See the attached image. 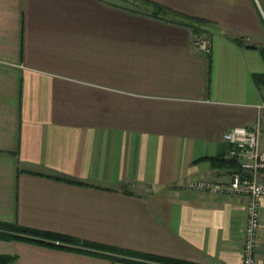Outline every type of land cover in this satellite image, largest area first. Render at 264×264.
<instances>
[{
	"label": "crops",
	"instance_id": "crops-1",
	"mask_svg": "<svg viewBox=\"0 0 264 264\" xmlns=\"http://www.w3.org/2000/svg\"><path fill=\"white\" fill-rule=\"evenodd\" d=\"M151 1L178 16L152 14L147 0H0V221L241 264L248 195L191 183L229 179V164L214 159L223 133L251 125L264 100V0ZM199 34L210 52L194 44ZM75 245L0 236V255L161 264Z\"/></svg>",
	"mask_w": 264,
	"mask_h": 264
},
{
	"label": "built area",
	"instance_id": "built-area-1",
	"mask_svg": "<svg viewBox=\"0 0 264 264\" xmlns=\"http://www.w3.org/2000/svg\"><path fill=\"white\" fill-rule=\"evenodd\" d=\"M194 44L205 52H210L212 48L210 38L202 34L196 36ZM256 109V118L251 125H233L223 133L226 145L222 157L229 164V179L222 182L205 176L191 183L198 190L248 195L241 264L256 262L255 252L264 208V100L256 104ZM54 242L65 243L60 239Z\"/></svg>",
	"mask_w": 264,
	"mask_h": 264
},
{
	"label": "trees",
	"instance_id": "trees-1",
	"mask_svg": "<svg viewBox=\"0 0 264 264\" xmlns=\"http://www.w3.org/2000/svg\"><path fill=\"white\" fill-rule=\"evenodd\" d=\"M147 1L152 5L153 10L151 13L154 15L159 16L160 13L165 14L169 12H172V13L176 12L174 9L168 6H165L161 3H158L156 1H151V0H147ZM192 18H195V17H192ZM261 50H262V54L264 57V47H262ZM256 78L264 82V73L257 75ZM214 159L219 160L224 164L228 163L222 156L215 157ZM232 165H235V163H232ZM69 180H72V179H69ZM9 231H16V233L13 235H10L9 233H7ZM0 236L5 237V238L15 237V238H23V239H39V240H44V241L50 242L55 245H60V246H68V245H71V243H75L76 247L87 245V246H92L95 248H100L102 250L117 251V252H122V253L133 254L140 258L153 260L161 264H200V263H196V262H192L186 259H181V258H176V257H169V256L156 255V254H150V253H142V252L132 251L128 249H120V248L113 247L110 245H105L102 243H96V242L87 241V240H80L72 235H67L64 233L57 232V231H50V230H44V229H39V228L27 227V226H22L19 224H9L3 221H0ZM55 239H60L61 241L65 243L56 244L54 242ZM12 258L13 256L11 255H0V264L8 263Z\"/></svg>",
	"mask_w": 264,
	"mask_h": 264
},
{
	"label": "rangeland",
	"instance_id": "rangeland-1",
	"mask_svg": "<svg viewBox=\"0 0 264 264\" xmlns=\"http://www.w3.org/2000/svg\"><path fill=\"white\" fill-rule=\"evenodd\" d=\"M152 7V6H151ZM164 14V13H163ZM167 16H178V15H176L175 13H172V12H169V13H165ZM180 17V16H179ZM185 18V17H184ZM187 19V18H186ZM189 21H191V22H195L197 25V27H199V28H206V27H211V24H208V23H204L203 21H200L199 19H189ZM192 187V186H191Z\"/></svg>",
	"mask_w": 264,
	"mask_h": 264
}]
</instances>
